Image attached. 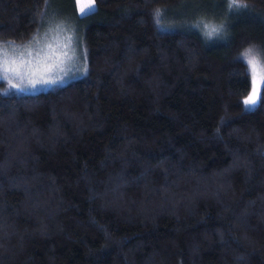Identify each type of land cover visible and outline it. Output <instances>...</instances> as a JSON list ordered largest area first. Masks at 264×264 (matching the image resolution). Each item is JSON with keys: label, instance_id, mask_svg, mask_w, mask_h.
<instances>
[{"label": "trees", "instance_id": "16d2710c", "mask_svg": "<svg viewBox=\"0 0 264 264\" xmlns=\"http://www.w3.org/2000/svg\"><path fill=\"white\" fill-rule=\"evenodd\" d=\"M93 1L0 0L16 42L69 5L87 63L0 93V264H264V92L245 111L239 59L264 0ZM196 13L220 35L183 25Z\"/></svg>", "mask_w": 264, "mask_h": 264}, {"label": "rangeland", "instance_id": "374dc122", "mask_svg": "<svg viewBox=\"0 0 264 264\" xmlns=\"http://www.w3.org/2000/svg\"><path fill=\"white\" fill-rule=\"evenodd\" d=\"M73 2L75 12L79 15L83 14L81 12V8L86 5L92 4V9L94 8L93 0H73ZM224 2L226 10H230L228 0H224ZM53 9L54 10L51 11V14L48 12L44 14L43 22L40 23L38 28L27 39L21 42L0 40V63H2L3 60V52L7 51L9 60H18L21 58V53H23L22 58L25 60V62H27L28 59H32L33 64H35L36 53L39 52L41 56L49 53L50 49L47 47V45L51 44L52 48L58 53L61 51H67L68 56L71 57V59L61 57V59L64 61L63 64L60 65V67L63 68V71H60L58 68H54L53 71L48 74L58 77L57 82L52 85H37L35 88H33L28 85L26 78L21 81L19 77L13 76L12 73H9L11 83H9L8 80H0V93H32L62 85L70 80H74L85 75L87 71L85 47L82 42L81 30H79L78 23L74 19L72 9L69 5H64L62 7L60 5H56L53 7ZM88 11L89 9L85 7V12ZM184 23L185 24H179L186 25V27L195 28L206 39L218 37L221 32L209 38L205 35L207 29L204 28V24H211L215 26L223 25L221 21L212 19V17L207 15V13H198L197 16H195V18H193L191 21H186ZM166 25L168 26V24ZM34 38L36 41H39V43H35ZM65 45H68V47L65 48ZM25 46H30L28 50L32 53L31 57L28 56ZM246 49H244L241 54ZM256 52L259 54L261 59H264V42L262 46L256 50ZM53 59H55V57H53ZM27 68V63H25V66L21 68L20 74L22 76L25 75ZM13 84L18 85V87H12ZM250 91L251 85L246 95L242 98V106L244 108L245 105L243 104V101L247 98Z\"/></svg>", "mask_w": 264, "mask_h": 264}, {"label": "snow or ice", "instance_id": "6c2138e0", "mask_svg": "<svg viewBox=\"0 0 264 264\" xmlns=\"http://www.w3.org/2000/svg\"><path fill=\"white\" fill-rule=\"evenodd\" d=\"M229 9H240L246 8L247 5L243 3V0H228ZM85 7L89 9V12H85ZM93 5L89 4L81 8V12L84 15H88L91 12ZM155 17L157 18V22H159V17L161 16V11L156 10ZM205 29H207L205 35L211 38L214 35L220 33L223 29V26H215L211 24H204ZM35 43H39L34 38ZM15 47V46H13ZM30 46H25V50L28 52V56L31 57L32 53L29 51ZM47 47L50 49L49 53L41 56L39 52L36 53V61L33 64L32 59H28L27 62L22 58L23 53H21V58L18 60H9L7 51L3 52V60L0 63V80H8L11 83V78L9 77V73H12L13 76L19 77L21 81L25 78L27 79L28 85L35 88L37 85H52L57 82L58 77H54L52 75H48L53 71L54 68H58L60 71H63V68L60 65L63 64V60L61 57H66L71 59L68 56L67 51L57 52L52 48V45L49 44ZM65 48L68 45L64 46ZM55 57V59H53ZM244 63L246 72L245 75L250 76V85L251 91L247 98L243 101L245 105V111H250L254 108L257 103L261 100V94L264 92V59H261L259 54L253 47H249L246 49L241 56L239 57ZM27 63V71L25 75H21V68L25 66ZM30 73V74H29ZM12 87H18V85L13 84Z\"/></svg>", "mask_w": 264, "mask_h": 264}]
</instances>
